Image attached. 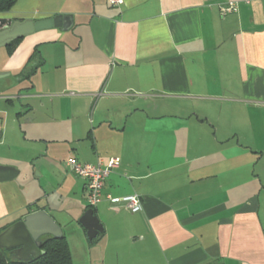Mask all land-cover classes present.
I'll return each mask as SVG.
<instances>
[{
	"label": "crops",
	"instance_id": "crops-1",
	"mask_svg": "<svg viewBox=\"0 0 264 264\" xmlns=\"http://www.w3.org/2000/svg\"><path fill=\"white\" fill-rule=\"evenodd\" d=\"M57 15L73 27L0 49V101L17 107L0 144L23 149L0 157L18 172L0 183V233L46 210L101 258L113 243L129 264H264V3L17 0L0 20ZM71 158L121 160L92 209L95 242ZM132 195L141 212L109 200Z\"/></svg>",
	"mask_w": 264,
	"mask_h": 264
},
{
	"label": "water",
	"instance_id": "water-1",
	"mask_svg": "<svg viewBox=\"0 0 264 264\" xmlns=\"http://www.w3.org/2000/svg\"><path fill=\"white\" fill-rule=\"evenodd\" d=\"M73 23L72 15H57L40 21L16 20L0 30V49L35 32L54 28L68 31L73 27ZM9 75V73L0 72V79ZM17 174L18 172L10 167L0 166V183L13 180ZM80 223L86 229L90 242L104 231L103 225L92 209L86 211ZM62 237H64L62 227L49 212L38 210L0 233V248L11 251L17 261L33 262L46 254L42 249L46 238L60 239Z\"/></svg>",
	"mask_w": 264,
	"mask_h": 264
},
{
	"label": "built area",
	"instance_id": "built-area-1",
	"mask_svg": "<svg viewBox=\"0 0 264 264\" xmlns=\"http://www.w3.org/2000/svg\"><path fill=\"white\" fill-rule=\"evenodd\" d=\"M264 0H246L247 3H253ZM112 6H119L122 0H109ZM237 5L234 2H229L220 5V13L222 16H227L236 12ZM120 158H111L108 161L99 160L96 164H84L75 158H71L66 162V166L70 168L78 177L86 181V200L90 209H95L101 202L103 191L106 187L113 170L120 165ZM110 203L113 208L118 210L124 208L132 213L142 211V199L138 195L126 197H111L109 196Z\"/></svg>",
	"mask_w": 264,
	"mask_h": 264
},
{
	"label": "rangeland",
	"instance_id": "rangeland-1",
	"mask_svg": "<svg viewBox=\"0 0 264 264\" xmlns=\"http://www.w3.org/2000/svg\"><path fill=\"white\" fill-rule=\"evenodd\" d=\"M11 93H5V95H8ZM17 111V107L14 108L7 104L5 100L0 101V114H5L9 123H12L13 125L16 123L15 121V114ZM21 147L19 145H15V147H10L9 145L3 147L0 144V157L6 156V157H23V149H20ZM70 249L73 259V264H129V260H126L122 257V255L117 254L114 248L115 245L112 243L110 245V248L107 252V255L105 257H100L99 254H97L96 250L94 252L90 253V247L86 241V244L80 242L77 238H70ZM96 247V246H94ZM96 249V248H94Z\"/></svg>",
	"mask_w": 264,
	"mask_h": 264
},
{
	"label": "trees",
	"instance_id": "trees-1",
	"mask_svg": "<svg viewBox=\"0 0 264 264\" xmlns=\"http://www.w3.org/2000/svg\"><path fill=\"white\" fill-rule=\"evenodd\" d=\"M16 2L17 0H0V12L11 10ZM6 25H8L7 21L0 20V30ZM13 49L14 45L10 47V50ZM42 249L46 254L38 260L33 262H20L15 259L11 251L0 248V264H73L70 246L65 236L60 239L46 238Z\"/></svg>",
	"mask_w": 264,
	"mask_h": 264
}]
</instances>
